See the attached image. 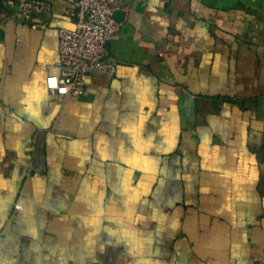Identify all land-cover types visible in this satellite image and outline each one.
Here are the masks:
<instances>
[{"label": "crops", "instance_id": "1", "mask_svg": "<svg viewBox=\"0 0 264 264\" xmlns=\"http://www.w3.org/2000/svg\"><path fill=\"white\" fill-rule=\"evenodd\" d=\"M49 2L0 0V264H264V0H120L78 98Z\"/></svg>", "mask_w": 264, "mask_h": 264}, {"label": "built area", "instance_id": "2", "mask_svg": "<svg viewBox=\"0 0 264 264\" xmlns=\"http://www.w3.org/2000/svg\"><path fill=\"white\" fill-rule=\"evenodd\" d=\"M11 15L26 21L32 14L49 12V0H6ZM77 8L73 27L58 32V59L54 66L59 75H50L46 87L51 94L81 97L85 92V76L93 71L114 73L117 63L108 56V44L119 30L114 14L120 0H66Z\"/></svg>", "mask_w": 264, "mask_h": 264}, {"label": "water", "instance_id": "3", "mask_svg": "<svg viewBox=\"0 0 264 264\" xmlns=\"http://www.w3.org/2000/svg\"><path fill=\"white\" fill-rule=\"evenodd\" d=\"M118 15H119V17L122 16V11H121V10H117V11L115 12V14H114L115 20H116V19L118 20V18H117Z\"/></svg>", "mask_w": 264, "mask_h": 264}]
</instances>
